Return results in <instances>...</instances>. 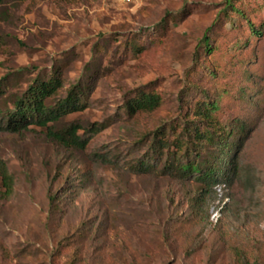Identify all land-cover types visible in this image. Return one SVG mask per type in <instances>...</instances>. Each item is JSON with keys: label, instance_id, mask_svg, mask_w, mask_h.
Here are the masks:
<instances>
[{"label": "rangeland", "instance_id": "obj_1", "mask_svg": "<svg viewBox=\"0 0 264 264\" xmlns=\"http://www.w3.org/2000/svg\"><path fill=\"white\" fill-rule=\"evenodd\" d=\"M57 71L64 87L48 105L82 84L87 107L52 126L106 128L84 150L36 126L0 130L14 181L0 198V264H264V0H5L0 117ZM139 89L162 106L131 117ZM220 91L221 126L249 124L235 170L212 188L169 176L156 133L183 135ZM190 148L192 160L213 153ZM149 161L151 173L134 172Z\"/></svg>", "mask_w": 264, "mask_h": 264}, {"label": "trees", "instance_id": "obj_2", "mask_svg": "<svg viewBox=\"0 0 264 264\" xmlns=\"http://www.w3.org/2000/svg\"><path fill=\"white\" fill-rule=\"evenodd\" d=\"M4 1L0 0V5ZM249 25L253 34L263 35V26L257 29L253 23ZM209 43L210 39L206 37V50L213 53L215 48ZM2 85L3 80L0 81V101L4 94ZM63 87L64 81L60 71L47 81H37L15 101L13 111H8L0 117V130L16 133L27 130L30 126H36L44 129L49 139L64 147L84 150L90 140L106 127L103 124H93L90 128L83 129L78 124H71L61 129L54 128L53 124L70 114L82 112L87 107V92L82 84L74 86L68 96L59 100L54 106L48 105L47 101ZM225 95L226 91H220L213 99L198 102L194 107L193 115L199 119V122H190L183 135H177L172 140L171 135L165 130L156 133L153 139V150L159 158L167 156L168 164L165 171L169 176L182 179L195 177L203 186L212 188L225 182L222 178L233 173L236 163L233 153L242 146L249 124L237 118L230 123L229 129L221 126L218 115L222 110ZM161 106V97L144 89L136 91L135 95L126 102V110L131 117L140 113L154 112ZM1 114L0 111V116ZM202 123H206L209 128L203 129ZM81 130L85 132L83 136L80 135ZM190 144L199 148L209 147L213 150L212 156L202 160H192V154L197 150L190 148ZM183 156L187 157V160ZM133 170L135 173L147 174L154 170V165L151 161L141 162ZM13 186L12 175L6 164L0 160V198L10 197ZM246 264H254V262L247 261Z\"/></svg>", "mask_w": 264, "mask_h": 264}, {"label": "built area", "instance_id": "obj_3", "mask_svg": "<svg viewBox=\"0 0 264 264\" xmlns=\"http://www.w3.org/2000/svg\"><path fill=\"white\" fill-rule=\"evenodd\" d=\"M120 1L124 4H131V3L135 2L136 0H120Z\"/></svg>", "mask_w": 264, "mask_h": 264}]
</instances>
